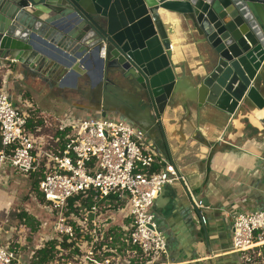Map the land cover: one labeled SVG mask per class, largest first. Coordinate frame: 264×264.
<instances>
[{"label":"water","instance_id":"water-1","mask_svg":"<svg viewBox=\"0 0 264 264\" xmlns=\"http://www.w3.org/2000/svg\"><path fill=\"white\" fill-rule=\"evenodd\" d=\"M169 12L210 52L211 70L194 88L172 62ZM0 59L44 75L59 70L56 84L74 89L87 74L103 114L122 113L147 138L158 132L169 152L163 118L176 102L212 105L229 118L264 109V0H0Z\"/></svg>","mask_w":264,"mask_h":264},{"label":"built area","instance_id":"built-area-1","mask_svg":"<svg viewBox=\"0 0 264 264\" xmlns=\"http://www.w3.org/2000/svg\"><path fill=\"white\" fill-rule=\"evenodd\" d=\"M7 62L0 59V70ZM28 121L0 83V171L10 166L29 176L42 168L39 191L54 218L52 235L44 242L58 240L59 256L73 251L66 259L71 264H137L141 256L147 258L145 264H162L167 240L153 207L166 186L184 177L174 163L159 158L142 128L99 113L72 118L60 127L66 131L61 143L57 135H35ZM76 196L71 210L69 201ZM88 196L92 202L84 205ZM119 202L125 205L113 207ZM195 203L204 206L201 200ZM201 222L206 223L202 215ZM262 245L264 209L234 213L232 249L246 253L244 262L251 264L262 256ZM0 264L23 261L0 241Z\"/></svg>","mask_w":264,"mask_h":264},{"label":"crops","instance_id":"crops-1","mask_svg":"<svg viewBox=\"0 0 264 264\" xmlns=\"http://www.w3.org/2000/svg\"><path fill=\"white\" fill-rule=\"evenodd\" d=\"M163 21L172 43V62L178 66L179 73L183 72L185 83L194 88L195 77L211 70L208 46L200 43V37L188 27L182 15L169 12ZM91 64V68H96L95 58ZM13 67L20 68L16 63ZM58 73L59 70L46 75L55 83ZM77 83L88 99L89 76L80 75ZM63 88L75 90L70 86ZM75 98L64 100L86 112L90 110L89 115L103 114L99 104L92 105L85 99L82 104ZM186 105L185 108L176 102L174 114L163 118L169 152L158 132L146 133L159 158L176 163L184 177V183L177 181L166 186L153 207L167 240V252L161 263L246 264V253L232 249V215L264 209V109L242 110L235 118H229L212 105L203 108L193 102ZM115 112L112 114L127 119ZM184 184L195 202H203L199 210L206 218L205 224L188 201ZM53 223L41 192L32 190L29 176L10 166L0 171V241L3 244L19 253L27 247L31 255L44 243L41 237L51 233Z\"/></svg>","mask_w":264,"mask_h":264},{"label":"rangeland","instance_id":"rangeland-1","mask_svg":"<svg viewBox=\"0 0 264 264\" xmlns=\"http://www.w3.org/2000/svg\"><path fill=\"white\" fill-rule=\"evenodd\" d=\"M10 69H12L11 72L9 71ZM92 69L96 71L95 67ZM0 83L11 94L15 104L29 118L28 128L31 132L47 139L55 138L56 135L58 136L60 127L69 123L72 118L87 117L91 113L90 110L86 112L82 107L78 108L79 106H74L73 102H66L64 100L65 97H76L75 101L84 104V99L80 95V93H83L82 86L69 91L67 88H63L65 86H58L52 80H46L45 77L37 76V74L26 71L24 68L11 66L10 68L7 67L0 70ZM108 115L120 119L110 112H108ZM51 235L52 231L49 235L42 236L41 238L47 239ZM43 239L41 242H44ZM26 248L20 249L21 253L18 252L20 257L23 258V264H29L31 261L30 250ZM53 264L71 263L67 260H57Z\"/></svg>","mask_w":264,"mask_h":264},{"label":"trees","instance_id":"trees-1","mask_svg":"<svg viewBox=\"0 0 264 264\" xmlns=\"http://www.w3.org/2000/svg\"><path fill=\"white\" fill-rule=\"evenodd\" d=\"M12 62H8V65L13 67ZM66 134V131H59L58 136L61 139V143L64 140V136ZM29 178L32 181V190H36L39 191V184L42 178V168H40L38 171L36 172H32L29 175ZM43 199L44 196L42 195ZM76 199H78V196L70 199L69 201V206L71 207L72 210V204L76 201ZM92 202L91 197H87L84 201L83 204L84 205H90ZM125 204L123 202H119V203H115V205L113 207H117V206H124ZM58 245V240H56L55 238H50L48 240H46L43 245L36 249L34 251V254L31 257V261L29 264H53V262L57 261V260H66V259H71L72 258V254L73 251L68 252V254L63 255V256H59L58 255V250L56 249V246ZM63 248L67 247V242L63 241V243H61ZM261 251H262V256L261 257H254L252 260L251 264H257L258 262L264 261V245H262L260 247ZM139 257V256H138ZM135 262V260H132ZM147 261V258H144L141 256L140 258V262H138L137 264H145V262Z\"/></svg>","mask_w":264,"mask_h":264},{"label":"flooded vegetation","instance_id":"flooded-vegetation-1","mask_svg":"<svg viewBox=\"0 0 264 264\" xmlns=\"http://www.w3.org/2000/svg\"><path fill=\"white\" fill-rule=\"evenodd\" d=\"M27 71V70H26ZM36 74H37V76H42V77H45L46 78V80H51L50 79V77L49 76H47V75H44V74H41L40 72H38L37 70L36 71H34ZM33 72V73H34ZM55 80V79H54ZM55 83H56V81H55ZM80 95H81V98H83V99H85L84 98V93H80ZM88 103H90V104H92V105H96V104H98L96 101H95V99L94 98H88V99H85ZM126 114H129V115H132L129 111H124Z\"/></svg>","mask_w":264,"mask_h":264},{"label":"bare ground","instance_id":"bare-ground-1","mask_svg":"<svg viewBox=\"0 0 264 264\" xmlns=\"http://www.w3.org/2000/svg\"><path fill=\"white\" fill-rule=\"evenodd\" d=\"M67 81H69V80L67 79Z\"/></svg>","mask_w":264,"mask_h":264}]
</instances>
